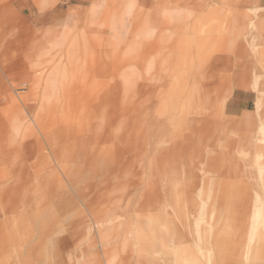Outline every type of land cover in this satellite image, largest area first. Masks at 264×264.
I'll return each instance as SVG.
<instances>
[{
	"label": "rangeland",
	"instance_id": "obj_1",
	"mask_svg": "<svg viewBox=\"0 0 264 264\" xmlns=\"http://www.w3.org/2000/svg\"><path fill=\"white\" fill-rule=\"evenodd\" d=\"M257 1L0 0V264H264Z\"/></svg>",
	"mask_w": 264,
	"mask_h": 264
},
{
	"label": "crops",
	"instance_id": "obj_2",
	"mask_svg": "<svg viewBox=\"0 0 264 264\" xmlns=\"http://www.w3.org/2000/svg\"><path fill=\"white\" fill-rule=\"evenodd\" d=\"M257 2L258 3L260 2L259 4H262L263 0H258ZM29 16H30V13L28 12L27 13L28 20H29ZM46 17H47V15H42V16L39 15V16H37V18H35L32 21V23L34 22L33 25L34 26H39V25H42V24L46 23L47 22V18ZM28 20H26V21H28ZM25 27H26V29L29 28V26H27V25H25ZM242 111L243 110L239 108V102L237 101V99H233L231 102H229V104L227 106V112H229L230 115L235 116V115L240 114Z\"/></svg>",
	"mask_w": 264,
	"mask_h": 264
},
{
	"label": "bare ground",
	"instance_id": "obj_3",
	"mask_svg": "<svg viewBox=\"0 0 264 264\" xmlns=\"http://www.w3.org/2000/svg\"><path fill=\"white\" fill-rule=\"evenodd\" d=\"M260 3V2H259Z\"/></svg>",
	"mask_w": 264,
	"mask_h": 264
}]
</instances>
